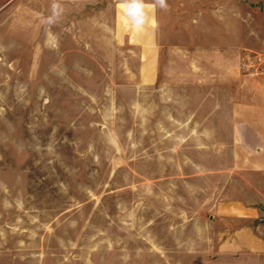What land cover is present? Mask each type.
Segmentation results:
<instances>
[{"label": "rangeland", "instance_id": "374dc122", "mask_svg": "<svg viewBox=\"0 0 264 264\" xmlns=\"http://www.w3.org/2000/svg\"><path fill=\"white\" fill-rule=\"evenodd\" d=\"M48 7L0 0V264L189 260L174 211L213 199L216 176L196 170L198 141L182 145L175 131V83L237 27L172 28L147 49L112 45L89 19L62 14L47 28ZM241 30L248 50L262 47L264 22Z\"/></svg>", "mask_w": 264, "mask_h": 264}, {"label": "crops", "instance_id": "0c3cea01", "mask_svg": "<svg viewBox=\"0 0 264 264\" xmlns=\"http://www.w3.org/2000/svg\"><path fill=\"white\" fill-rule=\"evenodd\" d=\"M182 1L166 0L167 10L149 8L152 23L143 28L132 25L121 0H62L63 18L79 27L91 20L112 45L143 44L147 49L157 44L161 31L166 35L172 28L237 27L225 33L222 52L200 53L201 64L188 74L180 72L175 83L182 107L173 119L175 131L182 145L198 141L193 149L206 156V166L196 163V170L216 176L209 184L213 199H181L174 211L181 220L174 227L176 251L191 253L189 260L176 264H264V44L248 50L241 30L263 24L256 14L264 11L263 4L188 0L186 8ZM52 3L47 0L46 18ZM220 10L225 13L222 23L215 20ZM187 55L181 52V60Z\"/></svg>", "mask_w": 264, "mask_h": 264}, {"label": "clouds", "instance_id": "9594fccd", "mask_svg": "<svg viewBox=\"0 0 264 264\" xmlns=\"http://www.w3.org/2000/svg\"><path fill=\"white\" fill-rule=\"evenodd\" d=\"M123 11L129 21L136 28H143L144 26L152 23V18L148 14L149 8L159 7L167 10L166 0H154V3L148 4L146 0H121ZM63 14V8L59 0H53L51 5V15L45 18L46 25L56 23Z\"/></svg>", "mask_w": 264, "mask_h": 264}]
</instances>
